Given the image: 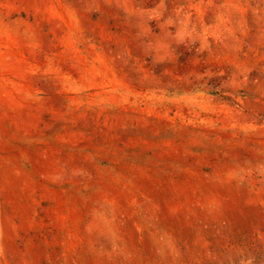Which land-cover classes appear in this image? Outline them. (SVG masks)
Segmentation results:
<instances>
[{"label":"rangeland","instance_id":"374dc122","mask_svg":"<svg viewBox=\"0 0 264 264\" xmlns=\"http://www.w3.org/2000/svg\"><path fill=\"white\" fill-rule=\"evenodd\" d=\"M0 264H264V0H0Z\"/></svg>","mask_w":264,"mask_h":264}]
</instances>
